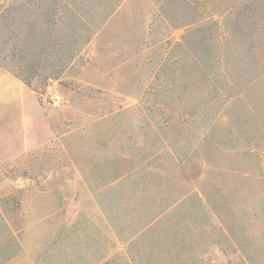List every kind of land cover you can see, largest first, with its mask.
I'll return each instance as SVG.
<instances>
[{
	"label": "rangeland",
	"instance_id": "1",
	"mask_svg": "<svg viewBox=\"0 0 264 264\" xmlns=\"http://www.w3.org/2000/svg\"><path fill=\"white\" fill-rule=\"evenodd\" d=\"M75 8L72 62L0 138V262L264 264V0Z\"/></svg>",
	"mask_w": 264,
	"mask_h": 264
},
{
	"label": "trees",
	"instance_id": "2",
	"mask_svg": "<svg viewBox=\"0 0 264 264\" xmlns=\"http://www.w3.org/2000/svg\"><path fill=\"white\" fill-rule=\"evenodd\" d=\"M83 1L0 0V54H4L3 61L0 60V68L14 75L35 94L42 96L44 88L51 82H59L66 64L72 62V45L68 40H58L57 23L59 21L64 26L66 34L70 33L72 18L74 17L75 21H80L81 16L84 15L81 9L75 8L77 3L83 5ZM79 17L80 19H77ZM79 26L83 30H87V25L83 21ZM79 26H77L79 30H82ZM7 46H10V49ZM24 54L29 59L27 67L22 70L17 64L21 62ZM5 57L12 64L8 69L4 63ZM14 65L15 67H13ZM239 92H241V87L234 89L233 87H223L217 91V94L219 93L218 96L225 101ZM0 220L5 239L8 242H6L7 249L11 248L12 250L5 259L9 260L15 254L13 249L17 247L15 231L10 227L6 216H2ZM141 236L139 234V237ZM4 249L6 248L0 247L1 251ZM62 263L71 264L66 259Z\"/></svg>",
	"mask_w": 264,
	"mask_h": 264
},
{
	"label": "crops",
	"instance_id": "3",
	"mask_svg": "<svg viewBox=\"0 0 264 264\" xmlns=\"http://www.w3.org/2000/svg\"><path fill=\"white\" fill-rule=\"evenodd\" d=\"M28 98H29V88L19 79H17L14 75L0 68V138L1 139L3 138L2 142L6 143V141L10 142L11 140V138L7 136V134L10 133H6L4 135L3 129L5 127L4 125H6V121L12 119V117L15 120H18L20 125L22 124V127L24 128L23 136L26 137L27 135L26 126L28 119ZM32 104L35 106V101H33ZM5 136L9 137L10 139L4 138ZM132 259H134V261L131 262V264L136 263L137 259L136 258H132ZM138 259H139V264H145L142 261H141L142 263L140 262L141 259L140 257H138ZM119 260H123V258L117 257L116 260L113 262ZM3 263L4 262H2L1 264ZM107 263L109 262L107 261V257H105L101 261L94 264H107ZM122 263H126V262H122ZM126 264H130V263H126ZM157 264H167V262L165 260L163 261L161 260L157 262ZM176 264H180V263H176Z\"/></svg>",
	"mask_w": 264,
	"mask_h": 264
}]
</instances>
